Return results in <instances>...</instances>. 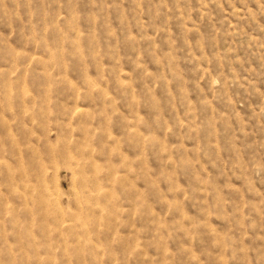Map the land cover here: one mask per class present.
Segmentation results:
<instances>
[{"label":"rangeland","instance_id":"374dc122","mask_svg":"<svg viewBox=\"0 0 264 264\" xmlns=\"http://www.w3.org/2000/svg\"><path fill=\"white\" fill-rule=\"evenodd\" d=\"M0 264H264V0H0Z\"/></svg>","mask_w":264,"mask_h":264},{"label":"bare ground","instance_id":"6f19581e","mask_svg":"<svg viewBox=\"0 0 264 264\" xmlns=\"http://www.w3.org/2000/svg\"><path fill=\"white\" fill-rule=\"evenodd\" d=\"M35 157V156H34ZM70 161V160H69Z\"/></svg>","mask_w":264,"mask_h":264}]
</instances>
